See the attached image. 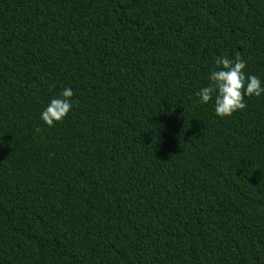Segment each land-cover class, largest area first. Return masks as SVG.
Here are the masks:
<instances>
[{
    "label": "trees",
    "instance_id": "trees-1",
    "mask_svg": "<svg viewBox=\"0 0 264 264\" xmlns=\"http://www.w3.org/2000/svg\"><path fill=\"white\" fill-rule=\"evenodd\" d=\"M218 55L264 83V0H0V264H264V94L199 103Z\"/></svg>",
    "mask_w": 264,
    "mask_h": 264
},
{
    "label": "clouds",
    "instance_id": "clouds-1",
    "mask_svg": "<svg viewBox=\"0 0 264 264\" xmlns=\"http://www.w3.org/2000/svg\"><path fill=\"white\" fill-rule=\"evenodd\" d=\"M215 67L208 73L209 83L196 93L198 102H212L214 113L219 117L232 115L236 110L244 109L245 96H261L264 94V83L252 74L245 73L246 61L239 55L229 59L218 55L214 60ZM71 88H63L58 95L51 97L40 112V119L48 127L62 121L72 109ZM39 131V129H37Z\"/></svg>",
    "mask_w": 264,
    "mask_h": 264
}]
</instances>
